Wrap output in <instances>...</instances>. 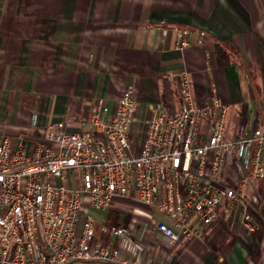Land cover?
I'll return each mask as SVG.
<instances>
[{"label": "crops", "instance_id": "0c3cea01", "mask_svg": "<svg viewBox=\"0 0 264 264\" xmlns=\"http://www.w3.org/2000/svg\"><path fill=\"white\" fill-rule=\"evenodd\" d=\"M151 26H186L207 36L202 45L178 50L169 32L162 39ZM183 69L198 103L209 83L216 85L233 127L252 114L264 124V0H0V137L12 144L19 136L45 141L42 130L85 114L89 100L108 101L113 111L127 86L134 89L139 117L149 103L174 112L177 79L163 76ZM252 187L256 193L251 199L246 193V200L259 226L255 233L248 234L233 213L206 228L202 239L183 238L174 245L152 227L171 220L133 203L135 236L145 248L122 251L121 259L126 264H264V180L247 186ZM86 211L94 219L95 238L118 248L120 239L109 229L127 225L131 213Z\"/></svg>", "mask_w": 264, "mask_h": 264}, {"label": "built area", "instance_id": "2783aa9c", "mask_svg": "<svg viewBox=\"0 0 264 264\" xmlns=\"http://www.w3.org/2000/svg\"><path fill=\"white\" fill-rule=\"evenodd\" d=\"M154 28L162 39L169 32L178 50L202 45L207 36L186 26ZM169 76L177 79L174 112L149 103L139 117L127 86L113 111L103 99L86 101L85 114L42 130L43 142L0 137V264H126L122 251L145 248L135 236L133 203L171 220L152 225L169 245L202 239L206 228L233 213L248 234L258 230L245 190L264 180V124L252 114L229 127L230 107L214 83L198 103L188 71L163 77ZM87 208L131 213L127 225L109 229L118 248L95 238Z\"/></svg>", "mask_w": 264, "mask_h": 264}, {"label": "rangeland", "instance_id": "374dc122", "mask_svg": "<svg viewBox=\"0 0 264 264\" xmlns=\"http://www.w3.org/2000/svg\"><path fill=\"white\" fill-rule=\"evenodd\" d=\"M229 127H233V118H231L230 121H229ZM254 192H255V189L253 187L252 188H246V193H247V196H248L249 199H251L250 197H252ZM90 212L92 213L93 210H91Z\"/></svg>", "mask_w": 264, "mask_h": 264}, {"label": "trees", "instance_id": "16d2710c", "mask_svg": "<svg viewBox=\"0 0 264 264\" xmlns=\"http://www.w3.org/2000/svg\"><path fill=\"white\" fill-rule=\"evenodd\" d=\"M259 234H260V233H256V235H258V236H259ZM219 264H224V263L221 261Z\"/></svg>", "mask_w": 264, "mask_h": 264}]
</instances>
